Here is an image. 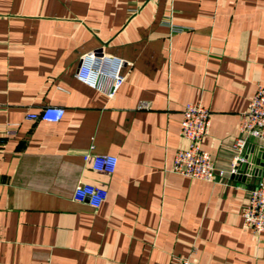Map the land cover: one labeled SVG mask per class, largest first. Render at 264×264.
<instances>
[{
    "label": "crops",
    "instance_id": "0c3cea01",
    "mask_svg": "<svg viewBox=\"0 0 264 264\" xmlns=\"http://www.w3.org/2000/svg\"><path fill=\"white\" fill-rule=\"evenodd\" d=\"M90 52L131 64L111 99L75 78ZM258 86L264 0H0V264H264L241 216L261 168L244 183L172 172L188 103L210 111L215 167L260 161L257 141L233 149ZM49 106L60 122L27 119ZM87 153L116 157L113 175ZM79 182L107 191L99 209L73 201Z\"/></svg>",
    "mask_w": 264,
    "mask_h": 264
},
{
    "label": "built area",
    "instance_id": "2783aa9c",
    "mask_svg": "<svg viewBox=\"0 0 264 264\" xmlns=\"http://www.w3.org/2000/svg\"><path fill=\"white\" fill-rule=\"evenodd\" d=\"M172 34L182 33L184 27L170 25ZM131 64L121 59L103 53L90 52L80 57L79 67L75 78L84 85L95 89L111 99L115 96L125 81L123 70ZM140 108H147L141 105ZM64 115L59 107H45L39 114H31L27 119L40 120L46 123H58ZM210 111L200 103H188L182 111V121L179 135L184 146L177 150L172 172L181 177L206 183H217L234 175L238 164L243 161L236 156L228 170L218 169L213 163L211 155L203 150L202 141L207 136L210 127ZM239 137L233 144L235 152L240 154L249 139L259 142L264 148V87L258 86L249 101L246 111L241 115L238 126ZM84 165L94 173L111 176L117 166V158L110 155L82 156ZM107 191L97 185L79 182L73 192V201L86 203L97 210L105 202ZM243 224L255 235L264 232V164L257 185L250 190L241 213ZM178 264H196L189 260H182Z\"/></svg>",
    "mask_w": 264,
    "mask_h": 264
},
{
    "label": "water",
    "instance_id": "95a60500",
    "mask_svg": "<svg viewBox=\"0 0 264 264\" xmlns=\"http://www.w3.org/2000/svg\"><path fill=\"white\" fill-rule=\"evenodd\" d=\"M252 150L248 149L245 156L243 157V161H241L238 166H237V171L234 175H231V178L236 180V181H241V182H247V180H250V179H247L248 177V174H251L249 173L250 171L249 170H252V167L250 168L251 164L261 168V171H262V167H263V164H264V150L262 152V155L261 156V159L260 161H257V162H253L252 161ZM261 171L259 173V170H257V173H259V176L261 174ZM256 173V175H257ZM255 174V171H253V175Z\"/></svg>",
    "mask_w": 264,
    "mask_h": 264
}]
</instances>
